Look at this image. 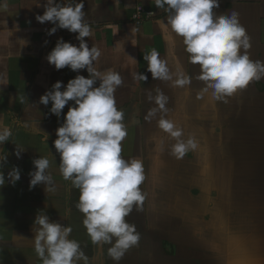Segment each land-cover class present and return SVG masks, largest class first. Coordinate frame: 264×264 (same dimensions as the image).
Listing matches in <instances>:
<instances>
[{
  "label": "crops",
  "instance_id": "1",
  "mask_svg": "<svg viewBox=\"0 0 264 264\" xmlns=\"http://www.w3.org/2000/svg\"><path fill=\"white\" fill-rule=\"evenodd\" d=\"M58 2L64 4L62 0ZM35 3L36 0H0V121L11 127L13 132L9 142L0 144V157L7 156L6 163L0 169L6 176L5 185L0 187V264H42L31 243L35 235L33 221L41 210L48 215L50 222H59L72 228L69 238L79 242L88 257V264H116L107 253L110 245L91 243L82 224L83 214L72 204L78 202L79 190L73 188L70 181L63 180L59 172L60 157L53 146L56 139L55 130L63 123L64 114L73 102L70 101L69 105L65 106L59 118L49 112L51 102L47 106L39 103V97L50 90L56 81L62 83L63 90V86L76 75L88 77L86 70L73 72L68 67L56 70L46 60L47 54L54 48L58 39L62 38L65 42L78 46L79 41L75 38L77 34L66 29H57L54 34L48 35V29L54 25L50 22L41 24L35 19L36 15L43 14L46 0H37ZM137 7L148 13V17L140 23L131 18ZM82 10L94 30V36L84 39L89 47L94 44L102 52L97 67L101 71L114 69L123 78L122 86L115 92L117 108L124 111L130 127L135 125V122L140 124V129H136L137 133L133 137L141 143L139 147L143 150L141 154L146 180L141 188L147 193V197L141 211L134 208L126 217L129 223L136 226L140 241L127 250L119 264H123L122 260L125 259L136 261L131 263L142 261L141 264H155L160 259L158 251L163 249L162 245L172 246L174 251L177 248L182 249L180 246L188 245L184 240L191 238V235L198 236L200 231L210 234V241L214 238L216 246L220 243L221 249H225L222 264H228V213L231 208L223 205L224 196L221 193L224 191V184L234 178L243 190L245 186L264 187V79L251 82L244 89L246 97L244 92L241 94L243 103L250 105L254 102V105L247 108L246 113L240 106L238 126L234 130L229 126L227 103L225 108H220L214 105L209 95H205L202 100H198V104L196 103V96L204 86L203 82L193 79L190 88H173L168 82L154 80L147 71L143 55L155 48L162 58L167 59L174 72L182 70L193 77L198 72V66L188 63L180 38L157 23L158 20L164 21L167 14L157 9L151 0H118V3L116 0H84ZM233 10L239 12L240 23L251 38V48L248 50L250 59L264 61V0H219V7L214 9L217 14H229ZM109 24H119L120 31L113 36ZM133 26L140 29L135 37L138 41L136 46L130 43L133 37L129 30ZM9 32L12 33L11 36ZM22 40L25 41L24 45ZM117 42L125 44V53L133 57L138 64L130 66L124 52L113 51ZM133 71L143 73L148 79L144 82L133 80ZM157 87L169 97L167 117L174 120L183 116L185 122L190 121L188 128L194 131L193 136L199 141V151H190L187 154L190 155L188 168L194 170V173L193 177L189 175L185 182L174 180L175 176L173 180L169 179L168 175L164 178V174L169 172L167 169L170 161L159 165L160 173H163V168L166 170L160 178L150 177L147 171L150 146L158 143L157 150L162 153L167 148L171 150L166 143L172 139L167 135L160 136L161 133H154L153 136L152 130L148 128L150 122L144 119L147 109L154 106L147 102L146 98L149 93L154 96ZM190 98L194 100L193 103L189 101ZM186 99L188 107H185ZM177 103L182 105L176 107ZM213 106L216 109H213ZM140 108L144 110L141 112ZM154 119H159V114ZM43 132L49 136L46 142ZM234 133L238 138L235 144H230L229 138ZM198 135L201 137H197ZM131 136L128 132V138ZM187 137L184 135V138ZM26 139L24 144L22 141ZM15 147L24 150L20 158L14 155ZM128 148L130 146L126 137L122 142V156L125 159H140L136 154H128ZM28 149L27 155L25 152ZM229 151L236 152L237 158L231 165L228 163ZM197 153L203 156V160L198 159ZM48 155V173L52 179L53 190L48 193L43 183L30 189L29 173L34 171L32 160ZM13 166L20 169V179L14 185L7 177ZM196 166H199L198 169ZM230 169L237 171V177H233ZM196 172L200 173L199 177ZM199 182H204L203 188ZM166 183L174 185L175 194L165 193ZM72 188L78 193L76 198L71 195ZM251 196L249 197L254 202L252 206H255L257 201L260 203L256 206L258 211L262 207L264 211V194ZM180 198L186 202H181ZM245 198L244 195L241 196L242 203ZM172 201L177 203V208H171ZM169 202L170 205H167ZM197 202L201 205H197ZM224 215L226 219L220 222V217ZM187 230H192L190 236L185 233ZM258 240L255 238L252 244L257 243V246L263 243L260 240L257 242ZM208 242L207 240L206 243ZM208 248L210 252L213 251V247ZM214 250L218 252L219 249ZM254 257V264L264 263V252L261 250ZM208 262L206 260L205 264H209Z\"/></svg>",
  "mask_w": 264,
  "mask_h": 264
},
{
  "label": "clouds",
  "instance_id": "2",
  "mask_svg": "<svg viewBox=\"0 0 264 264\" xmlns=\"http://www.w3.org/2000/svg\"><path fill=\"white\" fill-rule=\"evenodd\" d=\"M151 3L167 14L164 21L157 23L180 38L188 63L198 66L195 77L182 70L174 72L167 59L152 48L143 55V60L154 80L168 82L173 88H190L192 80L196 79L204 85L197 93L198 100L209 95L213 101L228 103L229 98L246 89L251 82L264 79V61L250 59L251 38L240 23L239 12L217 14L214 9L219 7V0H151ZM83 8L84 0H65L63 5L58 0H46L43 14L35 16L41 24L54 25L48 29V35L57 29H66L76 33L79 41L76 46L58 39L46 56L47 62L56 70L68 67L73 72L86 70L88 73L87 78L76 75L70 79L63 90L62 83L56 81L39 97V103L47 106L51 102L49 112L59 118L65 106L73 102L64 114L63 123L55 130L53 146L60 157L59 172L63 180L70 181L72 187L79 190L76 208L83 214L82 224L91 243L110 245L108 256L119 264L127 250L140 241L136 226L126 217L134 208L143 209L146 193L141 186L146 173L142 159H125L121 155L128 130L124 111L117 108L115 92L124 81L114 69L101 71L97 67L102 52L94 44L89 47L84 39L94 36V30ZM108 27L113 36L120 31L119 24ZM139 31L136 26L129 30L133 46L138 44L135 37ZM124 45L117 42L113 51L124 52L130 66L138 64L125 53ZM131 75L137 82L148 79L138 71ZM155 92L154 96L149 93L146 98L154 106L147 109L144 119L151 122L159 114L157 127L174 141L170 154L178 160L183 159L190 151L199 149V141L193 135L184 138V129L167 117L169 97L158 87ZM43 133L46 142L49 136ZM12 136L11 127L0 121V144L9 142ZM22 152L24 150L15 147L17 158ZM49 157L32 160L34 171L29 173L30 189L43 183L48 193L53 190L48 173ZM6 161V155L0 157V169ZM7 177L14 185L20 179V169L13 166ZM5 181L6 176L0 170V187ZM39 213L33 221L35 235L31 243L42 264H88L79 242L69 238L72 228L50 222L43 210Z\"/></svg>",
  "mask_w": 264,
  "mask_h": 264
},
{
  "label": "rangeland",
  "instance_id": "3",
  "mask_svg": "<svg viewBox=\"0 0 264 264\" xmlns=\"http://www.w3.org/2000/svg\"><path fill=\"white\" fill-rule=\"evenodd\" d=\"M243 92H244V90L238 92L235 96L229 98V101L227 103L226 114H228V116H229V126L232 127L234 130L238 126V117L237 116L240 115V113H241L240 106H241V110L245 111V113H246L247 108L254 105V102H252L250 105H248L247 103H243L244 99L242 98V95H241ZM246 96H247V93H245V97ZM187 100L188 99H186V101ZM189 101H191L192 103L194 102V100L192 98H190ZM196 103L197 104L199 103L198 99H196ZM213 103H214V105L219 106L220 108H225V106H224L225 103H223V102L213 101ZM181 105H182V103H177L175 106L180 107ZM221 105H223V106H221ZM185 107H188V101L186 102ZM212 108L216 109L215 106H213ZM140 110L142 112L144 110V108H140ZM179 117H176L174 119V121L180 127H182L184 129V135L186 137L189 135H193L194 131L192 129L188 128V127H190V124H191V123H189L190 121L185 122V118L183 116H181L180 118ZM124 123H125L126 127L129 128V130H128V128H127V130L129 132L130 136L132 135L129 138L127 135L128 145L130 146V148H128V150L126 152H128V154H130V152H131V154H136L140 157V159L143 160L142 154H141V153H143V150L141 149V147H139L141 143H138L137 140H135V138H134L135 137L134 135L137 133L136 129L137 128L140 129V124H136V122H135V125L131 124L132 126L130 127V123L126 117L124 118ZM148 128L152 130L151 133H153V136H155L154 133H156V134L161 133L160 136H162V135L166 136L167 135V134L163 133L160 129H158L157 120H155V119H153L149 123ZM132 132H134V133H132ZM197 137H201V135H198ZM237 138H238V135H236L235 133L233 134V136H230V138H229L230 144H235ZM26 141H27V139L25 141H22V142L25 144ZM173 143H174V141L172 140L166 144H168V146L171 147V145ZM157 145H158V143H154V145L150 146V148H149L150 149L149 150L150 154H149V159H148V161H149L148 167L149 168L147 171H148L150 177L153 176L156 178H158V177L160 178L163 175V173H166V170L163 168V166L161 167V168H163V173H160L161 171H158L159 170L158 167L160 168L159 165L162 164L164 161H170V166L167 169L169 172H167V174H164V178L166 177V175H168V178L173 180V177L175 176L176 178L174 180H182V182H185L189 179V175H191V178L193 177L192 175L194 173V170H190L188 168L189 162H190L189 161L190 155H186L183 159H179V160L175 158V160L173 161L174 157L170 154V150H168V148H167L162 153L159 150H157V147H156ZM197 151H199V150H197ZM232 151H235V150H232ZM232 151H229V154H228V156H229L228 163H230V165L232 163H235L237 160L236 152H232ZM28 152H29V149H28V151L25 152V154L28 155ZM121 155H124V150H122ZM162 156H167V157L163 158ZM199 156H200V158H199ZM198 159L203 160V156L198 154ZM156 161H159V162H156ZM202 164H203V162H202ZM198 167L199 166H196V169H198ZM230 172L233 174V177H237V171H235V169H230ZM196 176L199 177L200 173L196 172ZM229 177L231 178L232 176H229ZM228 181L229 182L227 184H224V188H223L224 191L221 193V195L224 196L223 205H226V207L231 208L230 213H228V215H229V218H228V220H229V222H228V230H229L228 231V233H229V236H228V241H229L228 255H230V257H228V260H229L228 264H254V261H255L253 259V258H255L254 256L258 255V252L260 250L262 252H264V211H262L263 207L261 209H259V211H258L256 206H257V204L260 205V203H258L257 201H255L256 205L252 206V204H254V202L249 196H251L253 194L257 195V193H259V195L264 194V187L252 185L250 187L245 186L244 190H243L241 186H238V184L235 182L234 178L229 179ZM200 184H201V187L203 188L204 182L200 183ZM213 191L215 193L216 190L214 189ZM165 193L166 194H175L176 190L174 189V185H169L166 183V192ZM76 194H78L76 192V189L72 188L71 195L74 198H76L78 196ZM242 195H244L246 197L245 201L243 203L241 202V196ZM247 196H248L249 201L247 200ZM237 199H240V201H238ZM181 202H186V201L184 199H181ZM77 203L75 202L72 204L76 207ZM170 203L171 202L167 203V205L168 204L170 205ZM176 204L177 203H173V201H172L171 208L172 209L174 207L177 208L178 206ZM197 205H201L200 202H197ZM243 207H246V208H243ZM240 208H242L243 210L239 211L238 209H240ZM222 217H220V222L222 220L224 221L226 219L225 215L223 218ZM185 233L190 236V234L192 233V230H187V232H185ZM209 235H207V233L204 234L201 231L198 232V236L191 235V238H186L184 240V243H186L188 245H186L185 247L180 246L182 249L177 248L176 251H174L172 246L171 247L170 246L163 247V245H162L163 249L158 251V255L160 256V259H159V261H156L155 264H159L161 262H162V264H205L206 260L209 261L208 262L209 264H222V261H221L222 254H223V260H224L225 249H221L220 243H219V246L218 245L216 246L214 244L215 243L214 238L212 239V241H210ZM239 238H240V240H239ZM255 238L259 239L263 243H260L257 246L255 245L257 243L252 244V240L254 241ZM207 240L209 241L208 242L209 244L206 243ZM259 240L257 242H260ZM175 245H177L179 247L178 244H175ZM181 245H182V243H181ZM208 246L213 247V249H212L213 251H211L212 253L210 252V249L208 248ZM253 246L254 247L256 246L257 248L256 247L252 248ZM259 246H260V248H259ZM216 248L219 249L218 252H216V250H214ZM258 249H260V250H258ZM220 250H222L223 252H221ZM242 254H244V255H242ZM253 254H254V256H253ZM138 258H140V257H138ZM217 258H219V260H217ZM243 258H245V259H243ZM131 262H136V261H134V259L133 260L127 259V261H126V259L122 260L123 264H130ZM141 262L142 261L137 262V263H131V264H141ZM223 264H224V262H223ZM261 264H264V263H261Z\"/></svg>",
  "mask_w": 264,
  "mask_h": 264
},
{
  "label": "built area",
  "instance_id": "4",
  "mask_svg": "<svg viewBox=\"0 0 264 264\" xmlns=\"http://www.w3.org/2000/svg\"><path fill=\"white\" fill-rule=\"evenodd\" d=\"M147 17L148 13H146L141 7H137L131 16L132 20L136 23L144 21Z\"/></svg>",
  "mask_w": 264,
  "mask_h": 264
},
{
  "label": "water",
  "instance_id": "5",
  "mask_svg": "<svg viewBox=\"0 0 264 264\" xmlns=\"http://www.w3.org/2000/svg\"><path fill=\"white\" fill-rule=\"evenodd\" d=\"M62 1H64V3H65V0H62Z\"/></svg>",
  "mask_w": 264,
  "mask_h": 264
},
{
  "label": "snow or ice",
  "instance_id": "6",
  "mask_svg": "<svg viewBox=\"0 0 264 264\" xmlns=\"http://www.w3.org/2000/svg\"><path fill=\"white\" fill-rule=\"evenodd\" d=\"M146 197H147V193H146Z\"/></svg>",
  "mask_w": 264,
  "mask_h": 264
}]
</instances>
